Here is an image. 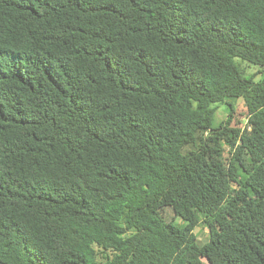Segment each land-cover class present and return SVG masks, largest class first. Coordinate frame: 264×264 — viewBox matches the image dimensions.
<instances>
[{
    "label": "trees",
    "instance_id": "16d2710c",
    "mask_svg": "<svg viewBox=\"0 0 264 264\" xmlns=\"http://www.w3.org/2000/svg\"><path fill=\"white\" fill-rule=\"evenodd\" d=\"M0 264H264V0H0Z\"/></svg>",
    "mask_w": 264,
    "mask_h": 264
},
{
    "label": "rangeland",
    "instance_id": "374dc122",
    "mask_svg": "<svg viewBox=\"0 0 264 264\" xmlns=\"http://www.w3.org/2000/svg\"><path fill=\"white\" fill-rule=\"evenodd\" d=\"M245 68L247 70V72H254L256 70V67L253 66V65H249V64H245ZM225 105H220L217 112L215 113V122L219 121L223 116H224V113L226 112L225 110ZM172 211L167 209V214L166 216L168 218H171L172 216ZM173 223L176 225V226H181L182 224V221L179 217H176L174 220H173ZM194 231L197 233V238L201 241H203L205 239V235H206V229L205 228H200L199 226L196 227L194 229Z\"/></svg>",
    "mask_w": 264,
    "mask_h": 264
}]
</instances>
